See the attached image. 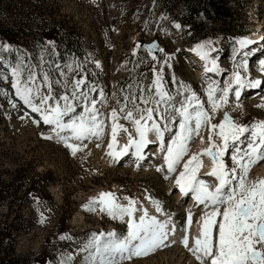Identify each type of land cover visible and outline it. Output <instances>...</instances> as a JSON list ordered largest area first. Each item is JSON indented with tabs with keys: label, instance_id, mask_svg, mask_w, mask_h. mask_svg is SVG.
<instances>
[{
	"label": "rangeland",
	"instance_id": "rangeland-1",
	"mask_svg": "<svg viewBox=\"0 0 264 264\" xmlns=\"http://www.w3.org/2000/svg\"><path fill=\"white\" fill-rule=\"evenodd\" d=\"M39 1L43 8L42 12L30 9L15 11L4 5L0 9V20L12 25L15 20H26L28 18L26 15H31L29 18L38 20V24L44 21L45 27L57 24L63 27V32L81 36L87 51L83 67L89 72V80L96 84L97 89L92 92L87 86L81 90L88 92L89 96L97 101H101L99 92L103 90L105 100L98 103L97 108L103 114L100 119L105 120V128L100 138L92 137L81 143L72 142L80 145V150L73 155L63 142L49 137L53 128L44 126L39 115L27 108L15 96V90L11 87V67L23 63L25 67L30 66L37 73L38 80H42L43 74L46 73L57 97L61 94L71 95L70 85L67 92L64 88L65 80L69 81L68 78L73 71L71 61L58 65L57 53L54 48L49 47L50 45L42 46L36 43L35 49L31 52L29 43H25L26 39L13 44L19 49L13 51V60L3 61L0 58V93H3L0 94V185L9 193L8 198L0 201V222L9 224L12 220L16 221L12 228L8 227L6 230L10 234L8 242L13 243L14 255L25 264H61L62 261L65 264H85L88 256L82 249L92 233L123 234L127 231L126 217L124 221L113 220L101 213L99 206L95 212L87 211L84 207L90 199L98 197L99 193L112 192L120 198L122 204L127 203L123 200L125 196L136 200L138 209H146L149 216H160V221L171 216L177 227L176 233L170 234V246L158 249L148 256L125 261V264H198L190 251L180 242L184 235L180 229L187 223L191 197L189 193L188 196L179 195L176 199L174 179L183 170V164L181 163L175 173L168 175L163 154L158 152L160 149L155 139L145 151L147 161L144 165H130L132 148L128 150L127 159L122 161L124 159L122 158L119 163L112 162V157L105 154V148L111 140L112 121L109 114L112 108H119L124 103L125 96L121 85L124 84L123 79L128 77V65L134 60L143 64L147 75L145 78H140L139 75L134 77L130 84V93L140 94V89L147 91L154 78L153 67L159 70L163 65L166 90L168 92L176 90L173 95L176 97L174 102L184 98L178 93L183 92L180 86L186 85L207 107L205 92L208 84L215 82L221 88L227 86L234 66L242 62L244 50L251 52L248 59L258 66L259 70L253 73L249 67L247 72L242 74L249 79H260L264 82L260 62L256 63L257 57H254L252 52L253 49H257V42L264 45V35L261 34L264 28V0L242 1L244 4L242 14L248 20L245 26L248 33L239 40L246 39L252 43L240 54H237L239 49L237 42L231 47L225 45L219 48L218 37L208 39L206 45L201 44L207 46L211 57L220 65V70L211 72V75L203 73L204 63L198 56L195 55L203 65H200L192 54H188V50L196 44L198 46V43L186 47L182 41L183 35L176 27L177 24H167L165 17L159 14L157 6L154 5V13L149 16L150 0ZM28 29L34 30V26ZM153 39L158 41L160 50L162 49L155 56L156 59H152L154 55H149L140 44L151 42ZM167 57L171 59H166ZM197 71H201V74L197 75ZM121 81L123 84H120ZM43 91H47V88ZM230 95L228 104L218 110L213 123H219L225 111L240 124L264 121V108L258 107L264 103V87L256 91L250 90L249 95L239 102L233 100ZM237 103L239 107L236 106ZM82 109L83 105L77 107L76 113L72 115L80 113ZM119 115L122 117L124 113ZM68 118H64L65 122ZM117 122L128 129L127 133L118 132L116 145L118 148L119 143L123 145L127 143L129 134L133 137L136 134L130 122L122 118ZM168 135L170 134H166V139ZM207 135L208 131L205 128L201 131L205 143L201 144L200 138L197 137L190 145V154L207 147ZM153 136L149 134V138ZM187 159L186 156L184 160ZM225 159L231 165L230 155H226ZM152 162L154 165H151ZM158 168L161 170L157 171ZM201 172L202 169L198 172L199 178H202L199 175ZM165 176L170 178L165 179ZM248 179L250 181L264 179V162L250 171ZM213 181L214 179H209L208 183L212 184ZM145 197L158 201L164 214L157 213ZM204 211L203 205L192 210V223L187 225L188 235H193L192 238L196 239L199 236L202 223L200 217ZM140 214V211H137V219ZM62 236L66 238L61 239ZM5 243L0 245V249H5Z\"/></svg>",
	"mask_w": 264,
	"mask_h": 264
},
{
	"label": "snow or ice",
	"instance_id": "snow-or-ice-1",
	"mask_svg": "<svg viewBox=\"0 0 264 264\" xmlns=\"http://www.w3.org/2000/svg\"><path fill=\"white\" fill-rule=\"evenodd\" d=\"M237 43V54H240L252 41L241 39ZM8 47L7 44L0 43V48ZM204 47L198 45L193 51L207 61L208 53L204 51ZM155 48L156 45H152L148 49L149 55ZM242 54L244 57L251 55L250 52ZM152 59L156 57L152 56ZM208 63L211 67L206 64L205 72L219 71L215 60ZM163 67L161 65L159 70L153 67L154 78L147 91L140 89L138 97L130 93L124 97V103L119 108H112L109 114L112 123L108 155L118 159L132 148L137 160L143 159L144 149L152 142L149 134H153L159 142L168 174L175 173L183 164V170L175 177L180 193L184 196L191 193L195 205L204 207V214L200 217L202 223L199 236L191 247L187 227L192 223L191 210L187 214L186 225L180 229L184 233L180 242L198 264H264V179H248L250 171L264 162V121L240 124L225 111L219 123L212 122L218 110L228 104L230 94H234L239 102L243 90L258 89L262 81L249 79L242 74L248 70L245 59L234 66L227 86L221 88L215 82L208 84L205 92L206 107L199 96L186 85H181L183 92L178 93L184 98L174 102L176 97L165 87ZM260 71L264 74V61L260 62ZM11 78L15 96L33 113L38 114L44 124L53 126L57 138L73 155L80 150V145L70 141L100 138L104 134L105 120L100 119L103 114L97 108V104L105 100L102 89L99 92L101 101H97L88 92L81 90V86L85 84L83 78L73 81L66 79L65 92L71 85V95L61 94L57 97L49 76L45 73L43 79L38 80L37 73L23 63L11 67ZM44 88L47 91H43ZM96 90L95 86L89 89L92 92ZM81 105L82 111L72 115ZM236 106L239 107V103ZM258 107L264 108V103ZM119 113L124 115L121 117ZM65 117H69L67 122ZM121 118L132 124L136 135L133 137L129 134L127 143L117 150L118 132H128L127 128L117 122ZM205 128L208 131L207 147L190 154V145L197 137L201 144L205 143L201 136V131ZM62 133L70 135H61ZM166 134H170L167 139ZM226 155H230L231 165L226 162ZM186 156L188 159L184 160ZM203 156L209 157L211 161V169L206 175L214 178L212 184L198 177ZM168 178L165 176V179ZM145 198L157 213L164 214L158 201L151 197ZM123 200L127 203L122 204L120 198L112 192H101L84 206L90 212L97 211L99 206V211L113 220L124 221L127 218L126 233L91 234L82 249L88 256L85 264H125V261L148 256L158 249L170 246V234L174 235L177 231L171 216L160 221L155 216H149L146 209H138L136 200L127 196ZM137 211L141 213L138 219ZM61 264L65 262L62 261Z\"/></svg>",
	"mask_w": 264,
	"mask_h": 264
},
{
	"label": "trees",
	"instance_id": "trees-1",
	"mask_svg": "<svg viewBox=\"0 0 264 264\" xmlns=\"http://www.w3.org/2000/svg\"><path fill=\"white\" fill-rule=\"evenodd\" d=\"M243 0H150L149 16L153 15V7L157 6L158 12L162 17H165V22L176 23L179 25V32L183 35L182 41L184 45L191 46L195 43L202 42L207 38H219V46L231 47L234 43L248 31L245 29L247 24L246 17H243L242 7ZM6 5L11 10H37L42 12V5L39 0H0V9ZM26 20L18 19L14 24L9 25V22L0 20V40L3 44H7L9 50L6 52L0 49V58L5 60H13V51L18 49L13 44H17L26 39L25 43H29V49L32 52L35 44L54 48L57 55L56 61L59 64L71 61L73 64V73L70 79L76 80L83 78L85 84L81 87L90 85L92 81L89 80V73L83 69L82 63L85 60L86 48L83 46L81 36L78 34H71L63 32L61 25H48L47 27L38 24V20L29 18L31 15H26ZM22 26V28H21ZM28 26V27H27ZM34 26V30L28 29ZM43 26V27H42ZM21 28V29H20ZM16 42V43H14ZM199 44V43H198ZM14 47V48H13ZM19 50V49H18ZM48 58V57H47ZM143 64L137 63L136 60L128 65V77L123 79L124 85L121 81V89L124 96L130 94L131 82L136 75L140 78H145L147 73ZM91 85V86H95ZM174 92V90H173ZM137 97L139 94L135 92ZM171 94V91H170ZM13 176L12 181H14ZM0 185V201L9 197V193L4 191ZM15 196V195H14ZM49 200L50 197L48 198ZM16 215L13 217L15 221ZM16 222V221H15ZM6 224L0 222V245L6 242L5 249H0V264H25L18 256L13 253V243L8 242L10 234L6 232L8 227L12 228L13 223ZM62 233V232H60ZM44 255L47 254L44 252Z\"/></svg>",
	"mask_w": 264,
	"mask_h": 264
},
{
	"label": "bare ground",
	"instance_id": "bare-ground-1",
	"mask_svg": "<svg viewBox=\"0 0 264 264\" xmlns=\"http://www.w3.org/2000/svg\"><path fill=\"white\" fill-rule=\"evenodd\" d=\"M261 34L262 35H264V28L262 29V31H261ZM261 34H260V36H258V37H260L261 38ZM259 38V39H260ZM207 41V40H206ZM201 42V43H199L198 45H201V44H203V43H205V45L207 44V42ZM197 45V44H196ZM194 46V47H192L190 50H188V52H191V53H189V55H191L192 53H194L196 56H198V58L200 59V60H202L201 58H200V56L199 55H197L196 54V52H194L193 51V49H196L197 48V46ZM204 51H206L207 53H208V60L206 61V60H202L203 61V63H204V66L202 67V70H203V72L204 73H206L207 75L209 74V75H211L212 73L211 72H205V65L207 64V66L208 67H211V64L210 63H208V61H211V60H215L214 58H212L211 56H212V54L211 53H209V49L207 48V46H205L204 47ZM216 61V63H217V66H218V68H219V70H220V65L218 64V62H217V60H215ZM215 73V72H214ZM199 74H201V71H197V75H199ZM204 75V74H203ZM220 76H222V71H221V75ZM44 126H49V127H51V129L53 128V126L52 125H47V124H44ZM52 131V130H51ZM50 131V132H51ZM47 132V131H46ZM61 135H70V133H62ZM153 135V134H152ZM49 137L51 138V139H53V140H55V141H60L58 138H57V136H56V134L54 133V131H52V134L51 135H49ZM155 138H154V136L153 137H151V138H149V140L150 141H153ZM87 140H89V139H86V140H84V141H87ZM156 140V139H155ZM61 142V141H60ZM71 143L72 142H76V143H81V142H83V141H70ZM152 143V142H151ZM151 143H149V145L144 149V152H143V159H140V160H137V158L135 157V155L133 154L134 153V149H131L132 151H131V164L130 165H136V166H138L137 164H139V165H144L145 163H146V161H147V157H146V155H145V151H146V149L150 146V144ZM120 145H119V147L117 148V150H119V148H121V147H123V144H121V143H119ZM157 144H158V149H160V146H159V142L157 141ZM199 148V147H198ZM157 149V150H158ZM108 147H106L105 148V154L107 155V156H109L108 155ZM198 152H199V150H198ZM159 153H161V151H159ZM162 154V153H161ZM128 154H126V155H124V156H121V157H119L118 158V160H113L114 158L112 157L111 158V161L112 162H114V163H119L121 160H122V158H124L122 161H124L125 159H127V156ZM126 157V158H125ZM226 158V157H225ZM226 160V159H225ZM127 162H128V160H127ZM128 165H129V163H128ZM151 165H154V162H152V164ZM211 161H210V159H209V157H207V156H203L202 157V167L200 168V169H202V172H201V174H199L200 176H202V178L203 177H209V176H207L206 175V173L208 172V171H210V169H211ZM166 167V166H165ZM169 175V174H168ZM179 175V174H178ZM175 177V176H174ZM169 178H170V176H169ZM209 179H214V178H212V177H209L208 179H206L205 181L206 182H208L209 181ZM175 180V179H174ZM175 188H176V190H177V196H176V199H177V197H179V195H181L180 197H182V194L180 193V191H179V188L176 186V184H175ZM178 193H180V194H178ZM184 198V197H183ZM182 198V199H183ZM189 202H190V205L188 206V208L192 211L194 208H196V207H198V206H196L195 205V202L193 201V199H192V197H190V199H189ZM200 206V205H199ZM154 216V215H153ZM158 220H160V216H155ZM166 218V217H165ZM164 218V219H165ZM163 219V218H162ZM166 219H168V218H166ZM165 219V220H166ZM193 237V235H189V245H192L193 244V242H194V240H195V238H192Z\"/></svg>",
	"mask_w": 264,
	"mask_h": 264
},
{
	"label": "water",
	"instance_id": "water-1",
	"mask_svg": "<svg viewBox=\"0 0 264 264\" xmlns=\"http://www.w3.org/2000/svg\"><path fill=\"white\" fill-rule=\"evenodd\" d=\"M140 44L142 45L143 48L146 49L147 53L149 54L148 52V49L152 46V45H156V48L155 49H152V54L151 55H158L159 52H160V44L158 43V41L156 39H153L151 42H148V43H145V42H140Z\"/></svg>",
	"mask_w": 264,
	"mask_h": 264
}]
</instances>
